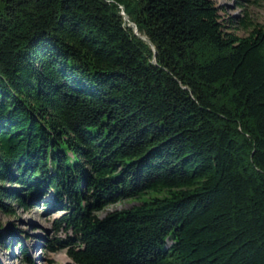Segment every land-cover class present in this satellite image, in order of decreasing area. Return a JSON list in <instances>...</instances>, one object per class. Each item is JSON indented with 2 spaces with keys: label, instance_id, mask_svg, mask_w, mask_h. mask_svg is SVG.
<instances>
[{
  "label": "trees",
  "instance_id": "1",
  "mask_svg": "<svg viewBox=\"0 0 264 264\" xmlns=\"http://www.w3.org/2000/svg\"><path fill=\"white\" fill-rule=\"evenodd\" d=\"M223 28L212 0H0V213L60 212L70 264H264V25Z\"/></svg>",
  "mask_w": 264,
  "mask_h": 264
},
{
  "label": "rangeland",
  "instance_id": "2",
  "mask_svg": "<svg viewBox=\"0 0 264 264\" xmlns=\"http://www.w3.org/2000/svg\"><path fill=\"white\" fill-rule=\"evenodd\" d=\"M219 8L221 20L224 22L223 31L234 33L240 38L247 37L254 26L264 25V1L253 0H212ZM228 20H232L230 23ZM249 22V26L242 27L241 22ZM148 192L138 198L125 199L105 206L96 213L98 218L105 217L108 213L121 211L136 206L154 196ZM60 212H50L42 202H38L28 210L16 209L15 216L0 213V224L4 229H11L17 240L24 243L31 260L30 264H70L71 261L63 248L51 251L48 248L54 239L66 240L64 232L55 233L52 221ZM2 264H29L25 263L19 253L17 243L11 241V249H0Z\"/></svg>",
  "mask_w": 264,
  "mask_h": 264
},
{
  "label": "water",
  "instance_id": "3",
  "mask_svg": "<svg viewBox=\"0 0 264 264\" xmlns=\"http://www.w3.org/2000/svg\"><path fill=\"white\" fill-rule=\"evenodd\" d=\"M134 31H136L135 28H134Z\"/></svg>",
  "mask_w": 264,
  "mask_h": 264
}]
</instances>
